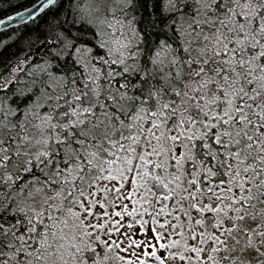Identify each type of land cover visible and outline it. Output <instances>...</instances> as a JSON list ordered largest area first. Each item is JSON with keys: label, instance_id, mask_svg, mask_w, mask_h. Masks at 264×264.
<instances>
[{"label": "snow or ice", "instance_id": "obj_1", "mask_svg": "<svg viewBox=\"0 0 264 264\" xmlns=\"http://www.w3.org/2000/svg\"><path fill=\"white\" fill-rule=\"evenodd\" d=\"M51 5L57 70L23 107L0 84V264H264V0L7 21Z\"/></svg>", "mask_w": 264, "mask_h": 264}, {"label": "trees", "instance_id": "obj_2", "mask_svg": "<svg viewBox=\"0 0 264 264\" xmlns=\"http://www.w3.org/2000/svg\"><path fill=\"white\" fill-rule=\"evenodd\" d=\"M34 2L35 0H0V18ZM62 11L63 9L51 5L36 18L0 32V82L13 72H16L18 83L23 82L18 85L11 83L5 90L8 95L11 96L14 92L15 96L19 98L13 103V107H15V103H21V107H23L24 95L29 93L34 79H47L48 72L57 70L55 68L56 61L50 60L44 55L41 40L52 17L60 15ZM141 14L129 12L128 19ZM145 26H148L147 20H145ZM147 33V38L151 41L158 43L165 39V34L159 31V27L154 30L147 27ZM5 91H0V96L5 95Z\"/></svg>", "mask_w": 264, "mask_h": 264}, {"label": "water", "instance_id": "obj_3", "mask_svg": "<svg viewBox=\"0 0 264 264\" xmlns=\"http://www.w3.org/2000/svg\"><path fill=\"white\" fill-rule=\"evenodd\" d=\"M40 2L42 3L43 0H40ZM34 4H37V1H35L33 4H31V5H29V6L25 7V8H22V9H20V10H17V11H15V12H13V13H11V14L5 16V17H3V19H5V25L0 26V32L6 30V29H8V28H11V27H14V26H18V25L23 24V23H18V22H17V20L19 19V17H17V20H13V21H11V22L7 21V17H8V16H16L17 13H24V14L27 16V15H29V11H25V10H31V9H32V6H33ZM41 13H42V12H38V13H36V15H35L34 18H36V17H37L39 14H41ZM34 18H32V19H34ZM32 19H30V20H32ZM30 20H28V21H30ZM28 21H27V22H28Z\"/></svg>", "mask_w": 264, "mask_h": 264}, {"label": "rangeland", "instance_id": "obj_4", "mask_svg": "<svg viewBox=\"0 0 264 264\" xmlns=\"http://www.w3.org/2000/svg\"><path fill=\"white\" fill-rule=\"evenodd\" d=\"M35 1H36V0H35ZM118 7H119V5H117V8H118ZM116 14H117V16H120V15H121V13H120L119 11H117ZM128 17H129V14H128ZM128 35H129L130 38L132 37V32H131L130 30H129V32H128ZM4 81H8L9 84H11V83H15L16 85H18V84H23V82H19V83H18L16 72L11 73V75L8 76V77H7L5 80H3L2 82H0V84H3ZM9 84H8V85H9ZM262 250H264V249H262ZM261 259H264V258H261ZM252 264H256V261H253Z\"/></svg>", "mask_w": 264, "mask_h": 264}, {"label": "bare ground", "instance_id": "obj_5", "mask_svg": "<svg viewBox=\"0 0 264 264\" xmlns=\"http://www.w3.org/2000/svg\"><path fill=\"white\" fill-rule=\"evenodd\" d=\"M37 1V0H36Z\"/></svg>", "mask_w": 264, "mask_h": 264}]
</instances>
